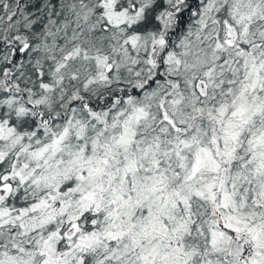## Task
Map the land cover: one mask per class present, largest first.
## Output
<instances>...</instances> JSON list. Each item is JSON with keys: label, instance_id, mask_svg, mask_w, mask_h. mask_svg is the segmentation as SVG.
<instances>
[{"label": "snow or ice", "instance_id": "snow-or-ice-1", "mask_svg": "<svg viewBox=\"0 0 264 264\" xmlns=\"http://www.w3.org/2000/svg\"><path fill=\"white\" fill-rule=\"evenodd\" d=\"M0 264H264V0H0Z\"/></svg>", "mask_w": 264, "mask_h": 264}]
</instances>
